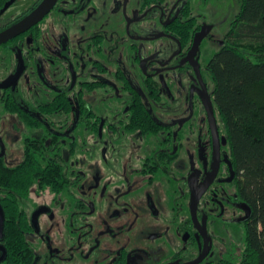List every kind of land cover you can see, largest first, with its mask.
I'll return each mask as SVG.
<instances>
[{
	"label": "flooded vegetation",
	"instance_id": "obj_1",
	"mask_svg": "<svg viewBox=\"0 0 264 264\" xmlns=\"http://www.w3.org/2000/svg\"><path fill=\"white\" fill-rule=\"evenodd\" d=\"M220 1L232 0H59L37 28L0 47L17 59L2 85L17 76L19 52L23 57L21 78L0 89V101L27 130L23 159L15 166L1 155L0 161L25 173L32 154L34 175L65 174L61 185L47 188L38 177L0 186V264L233 262L234 235L240 228L244 234L252 208L239 192L208 71L213 27L203 15ZM65 22L70 37L60 35ZM165 39L175 43L172 53L163 49ZM27 44L35 47L26 51ZM32 62L39 85L21 90ZM137 107L151 119H135ZM78 134L118 144L126 159L114 172L103 167L105 155L94 143H84L89 171L83 159H76L82 169L67 166L61 151L68 147L75 158L84 146Z\"/></svg>",
	"mask_w": 264,
	"mask_h": 264
},
{
	"label": "trees",
	"instance_id": "obj_2",
	"mask_svg": "<svg viewBox=\"0 0 264 264\" xmlns=\"http://www.w3.org/2000/svg\"><path fill=\"white\" fill-rule=\"evenodd\" d=\"M19 1L0 0V32L18 21L3 24L2 16ZM240 1V12L221 50L209 62L208 71L215 105L239 177V192L252 208V218L244 228L242 248H234V260L229 264H264V0ZM34 30L30 34L37 38ZM9 98L6 93V105ZM147 115L142 108L134 111V118L138 120L151 119ZM138 129L151 130L147 126ZM23 168L28 171L10 172L0 161V186L7 189L12 184H31L34 177L46 188L64 182L65 174L61 170L34 175L39 168L32 154L27 156Z\"/></svg>",
	"mask_w": 264,
	"mask_h": 264
},
{
	"label": "rangeland",
	"instance_id": "obj_3",
	"mask_svg": "<svg viewBox=\"0 0 264 264\" xmlns=\"http://www.w3.org/2000/svg\"><path fill=\"white\" fill-rule=\"evenodd\" d=\"M37 1L38 0H20L16 5L11 7L2 16V22L8 23L16 19L17 17L25 13L27 10H29ZM209 7H211V10H208L203 15V20L209 23L213 27L212 38L214 39V41L212 42L213 45H211V48L209 49V53L207 55L208 60H211L213 56L221 50L223 46L222 41L224 40L225 36L228 34L231 28L232 22L235 20L236 16L240 12L241 1L240 0H232L231 2L220 1V3H217V5L215 6L211 5ZM214 9L216 10L213 11ZM60 28H61L60 35L69 36V31L72 28L70 23L65 22L61 25ZM166 41H169V42H167L165 45H163L162 42L157 43L158 53L162 50L161 45L164 46L163 49L169 50L170 51V52L168 51L169 53H172L173 51L176 50L175 49L176 45L174 42H172L171 40H166ZM34 47H35L34 44L33 45L27 44L25 45L24 49L26 51H29ZM40 58H41L40 55H37L36 57H34L36 62H39ZM16 63H17V59H16L15 53L0 50V74L1 76L6 75L5 78H0V83H4L5 81L11 78L10 74H12ZM35 67H36V63L33 65V62H32L31 69H29V71H26V73L22 77L19 83V88L21 90L28 89L30 84H32L33 86L35 84L39 85L38 77L34 75ZM124 69L126 71L133 70L132 67L126 64L124 65ZM129 76H130V79L133 80L132 82H134V84L140 88L138 84V75L135 76L134 79H133L134 74L130 73ZM34 89L36 90V88ZM13 90L16 91V87ZM2 94H3L2 91H0V100H1ZM112 102H114V104L116 105L115 99H112L109 104L111 105ZM111 108H113V105H111ZM3 110H4V107L0 101V155L4 156L8 165L15 166V164L18 163L17 161L20 162L23 159V154H22L23 145L21 143H22L23 136L27 134V130L24 126H22L19 123L20 120L17 118L18 117L17 115H11L8 113H4ZM109 114L112 116L114 115L112 111H106L104 115L107 116L109 119H111V116ZM100 115L104 116L103 114H100ZM87 136L88 137L85 138V140H82L78 134L79 139H78L77 144L78 145L82 144L84 146L82 148L77 149V151L75 152L77 153L75 154V158L71 157L73 155L69 153L68 147L63 148V150L61 151L62 152L61 154L63 158L66 160L65 164L67 166H72L71 165L72 162H74L76 165V159L80 161L83 159L85 161L83 167L85 171L87 170L89 171L91 161L87 163L86 157L88 156L87 155L88 152L87 150H84V147H85L84 143L87 144V148H91L92 144L94 143L93 148H95L97 152L104 153L105 159L102 164H103V167L105 168H112V170H114V168L119 167L120 163H122L121 161L122 160L124 161V158L126 159L124 154H122V152L118 150L120 149V146L118 144L115 147L111 143H109V145H105L102 141H100L101 139L99 138L93 139L92 134H89ZM120 157H122L123 159H120ZM99 164L100 163H98V165ZM76 167L82 169L81 164L76 165ZM242 234L243 232H242V229L240 228V229H237L234 235V239L238 243L239 248H242V241H243Z\"/></svg>",
	"mask_w": 264,
	"mask_h": 264
},
{
	"label": "water",
	"instance_id": "obj_4",
	"mask_svg": "<svg viewBox=\"0 0 264 264\" xmlns=\"http://www.w3.org/2000/svg\"><path fill=\"white\" fill-rule=\"evenodd\" d=\"M59 0H44L35 10H33L29 15L25 16L19 22L15 23L11 27L7 28L0 33V47L8 44L14 39L24 35L32 28L38 26L43 20L50 14V12L55 8ZM9 7V5H8ZM203 35L197 38L198 44L203 40ZM196 44V46L198 45ZM20 57V69L17 76L8 84H0V89L6 90L14 86L23 74L24 62L21 52H19ZM197 200V199H196ZM200 261L194 263L198 264Z\"/></svg>",
	"mask_w": 264,
	"mask_h": 264
}]
</instances>
